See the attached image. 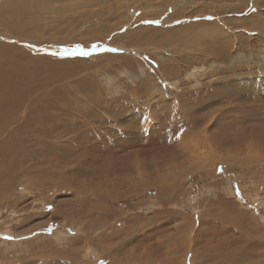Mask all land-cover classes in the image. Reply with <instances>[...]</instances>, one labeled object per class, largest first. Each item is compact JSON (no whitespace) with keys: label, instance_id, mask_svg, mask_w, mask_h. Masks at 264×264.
Returning <instances> with one entry per match:
<instances>
[{"label":"rangeland","instance_id":"1","mask_svg":"<svg viewBox=\"0 0 264 264\" xmlns=\"http://www.w3.org/2000/svg\"><path fill=\"white\" fill-rule=\"evenodd\" d=\"M59 1L32 0L29 20L35 36L69 52L0 32L22 51L74 61L46 70L47 85L24 99L49 98L35 110L52 113L39 131L48 129L55 150L37 134L16 187L0 192V264H264V0ZM44 14L66 26L44 30ZM157 31L169 45L148 39ZM65 35L90 55L71 54L77 46L58 39ZM107 74L121 95L102 86ZM24 106L12 124L26 118ZM192 118L199 126L185 127ZM191 131L212 135L200 153L189 152L199 141L186 140L165 147L168 155L156 150Z\"/></svg>","mask_w":264,"mask_h":264},{"label":"bare ground","instance_id":"2","mask_svg":"<svg viewBox=\"0 0 264 264\" xmlns=\"http://www.w3.org/2000/svg\"><path fill=\"white\" fill-rule=\"evenodd\" d=\"M32 0H0V32H5L9 35H13L15 37L21 36L25 39H31V42L33 41L36 44H41L44 43L46 40H44L45 38H43L42 36H35L36 32L34 31L35 29L37 30L38 28V24L33 27L31 25L35 24L36 21H31L29 20V17L32 13V8L34 7L33 3H31ZM52 3L54 0H50ZM61 1V0H60ZM59 1V2H60ZM75 1V0H74ZM78 1V0H77ZM101 1V0H100ZM109 1V0H108ZM121 1V0H120ZM70 2V1H69ZM73 2V1H72ZM115 2V1H114ZM117 2V0H116ZM122 2V1H121ZM120 2V3H121ZM63 3V2H62ZM68 3V1H67ZM75 3V2H74ZM86 3V2H85ZM91 3V2H89ZM112 3V2H111ZM123 3V2H122ZM61 4V3H60ZM64 4V3H63ZM119 4V3H118ZM116 3V5H112L108 12L113 11L118 5ZM68 7L73 8V5H69L66 4ZM76 5V4H74ZM102 5V4H101ZM106 5V4H104ZM110 4H108L107 6L109 7ZM121 5V4H120ZM63 6V5H61ZM46 7H49V5H46ZM88 7V6H87ZM104 7V6H103ZM123 7V6H122ZM66 8V7H63ZM106 8V7H105ZM91 9V8H90ZM48 10H51L48 8ZM89 10V9H88ZM93 10V9H92ZM117 10V8H116ZM36 11V10H35ZM52 11V10H51ZM91 11V10H90ZM89 11V12H90ZM96 11V10H95ZM119 11V10H118ZM84 12V11H83ZM132 12V11H131ZM72 13V12H71ZM93 13V12H92ZM97 13V12H96ZM112 13V12H111ZM94 14V13H93ZM99 14V13H98ZM45 17H47L46 20L52 19L51 20V25L47 26L44 28V30H53L54 28H62V26L65 24V22H58V21H53V20H59V19H55V17L51 16L50 14H44ZM88 15V14H87ZM16 16V17H15ZM62 16V15H61ZM60 16V17H61ZM84 16V15H83ZM96 16V15H95ZM101 16V15H100ZM99 16V17H100ZM103 16V15H102ZM66 17V16H65ZM89 17V16H88ZM56 18H58L56 16ZM64 18V17H61ZM104 18V16H103ZM107 19V18H106ZM76 21V19H75ZM77 23V22H76ZM80 23V22H79ZM70 24V23H69ZM66 26V24H65ZM64 26V28H65ZM80 26V25H79ZM78 26V27H79ZM100 26V25H99ZM35 28V29H34ZM42 28V27H41ZM93 28V27H92ZM95 28V27H94ZM98 28V27H97ZM96 28V29H97ZM93 29V32L94 30ZM103 29V28H102ZM72 30V29H71ZM106 30V29H105ZM40 31V28H39ZM42 31V30H41ZM100 31V29H99ZM103 31V30H102ZM142 31V30H141ZM137 32V31H136ZM135 32V33H136ZM158 33L155 34V36L153 38H149L152 41H154L153 43L157 44L156 42L158 40H161L163 45H167L164 41L165 36L161 35V34H165L164 32L161 31H157ZM133 33V31H132ZM141 33V32H140ZM149 33V32H148ZM5 34V35H7ZM106 34V32H105ZM104 33L102 35H105ZM109 34V33H108ZM145 34V33H144ZM154 34V33H153ZM213 34V33H212ZM85 35V34H84ZM96 35V34H95ZM136 35V34H135ZM143 35V34H142ZM170 35V34H169ZM222 35V34H221ZM8 36H4L5 38L3 40H0V192L1 193H6L8 191H11V189L14 187H16L14 185L16 179L19 177V173H20V161L25 157L24 155L27 154L28 150L30 149V145L28 144L31 139L33 140L35 137H37L38 135L41 137V139H43V141H46L47 147H49V149H53V145L50 144V142H48V137H50V132L48 131V129H43V132L39 131V127L42 126V123H47L50 120H53V116L51 114L48 113V111L46 110L44 113L43 112H38L35 109L38 107H47L49 105L48 103V99L45 95H40L37 96V98H31L28 103H24V99L27 97H30L35 89H36V85L38 84L39 81H43L42 83H46L45 80H48L51 77V73L46 72V70L54 67V66H60V67H66L67 66V70L70 69V66H72V64H74V61L72 62L70 59H65V58H55L51 55H34L32 54L30 51H22L23 48L21 47H16L15 45H13V43H10L9 40H7ZM66 36V35H65ZM100 36V33L99 35ZM217 36V35H216ZM201 37H204V35H202ZM211 34H209V38H211ZM215 37V36H214ZM79 38V37H78ZM103 38V37H101ZM132 38V37H131ZM51 39V38H50ZM49 39V40H50ZM53 39V38H52ZM58 39L60 41L64 43H72L74 44V46H78L80 45L78 40H75L76 38H72V37H64V36H59ZM28 40V41H29ZM57 40V39H56ZM107 40V38H106ZM144 40V39H143ZM146 40V39H145ZM25 41V40H24ZM27 41V42H28ZM53 41V40H51ZM147 41V40H146ZM160 41V42H161ZM45 50H50L49 48L52 47L53 50H65L66 48L68 49L69 47H63V46H59V45H51L50 43H45ZM100 44V43H99ZM98 44V45H99ZM124 45L127 46V44L125 42H123ZM149 44H151L149 42ZM49 45V46H48ZM103 45V44H100ZM162 45V44H160ZM169 45V44H168ZM85 46V45H83ZM158 46V45H157ZM81 47V46H80ZM43 48V47H42ZM91 48L93 49L94 46L92 45ZM222 48V47H221ZM224 48V47H223ZM44 49V48H43ZM227 49V48H226ZM229 50V49H228ZM86 52H89L87 50H85ZM92 51V50H91ZM71 53V52H70ZM77 53V52H76ZM222 54V52H221ZM220 54V55H221ZM225 54V52H224ZM227 55V53H226ZM74 56V55H73ZM80 57V56H79ZM220 56H218L219 58ZM78 58V57H77ZM183 58V57H182ZM222 59V57H221ZM82 60V57L80 59V61ZM77 63V62H76ZM127 64V63H126ZM78 65V64H77ZM83 65V64H82ZM58 69V68H57ZM56 69V70H57ZM172 69V68H171ZM161 72L165 71L164 67L160 68ZM167 70V69H166ZM172 71V70H171ZM170 71V72H171ZM174 71V70H173ZM160 72V73H161ZM164 73V72H163ZM169 73V72H167ZM80 74V73H79ZM68 75V74H67ZM70 76V75H68ZM91 77V76H90ZM92 78V77H91ZM63 79V78H62ZM62 79H58L57 80H62ZM64 81L66 79H63ZM62 80V81H63ZM69 79L67 78L66 81H68ZM79 80V79H78ZM81 81V80H80ZM86 80H83V83ZM60 82V81H59ZM74 82V80H73ZM40 83V82H39ZM40 83V84H42ZM62 83V82H61ZM66 83V82H65ZM78 83V81H77ZM92 83V82H91ZM67 84V83H66ZM75 84V82H74ZM96 84V83H95ZM143 84V83H142ZM47 85V84H45ZM63 85V83H62ZM61 85V87L63 88V86ZM65 85V84H64ZM69 85V84H68ZM82 85V84H80ZM93 85V84H92ZM91 85V86H92ZM74 86V85H73ZM71 86V87H73ZM76 86V85H75ZM74 86V87H75ZM79 85H77L78 87ZM94 86V85H93ZM100 86V85H99ZM43 87V85L41 86ZM73 87V88H74ZM75 87V88H77ZM95 87V86H94ZM141 88H144L143 85L140 86ZM209 87V86H208ZM45 88V87H44ZM48 88V87H47ZM74 88V91H75ZM88 88V87H87ZM97 88V87H96ZM65 89V88H63ZM70 89V88H69ZM91 89V88H90ZM99 89V88H98ZM97 89V90H98ZM238 89V88H237ZM52 90V89H51ZM73 90V89H72ZM89 90V89H88ZM210 90V89H209ZM239 90V89H238ZM47 91V90H46ZM64 92H69V91H65ZM77 91V90H76ZM94 91V90H93ZM102 91V90H101ZM244 91V90H243ZM55 92V91H54ZM86 92V91H85ZM92 92V91H89ZM70 93V92H69ZM93 93V92H92ZM213 93V92H211ZM246 93V92H245ZM53 94V93H52ZM56 94H58L56 92ZM65 94V93H64ZM67 94V93H66ZM72 94V93H71ZM96 94V92H95ZM228 94V93H227ZM230 94V93H229ZM49 95V94H48ZM75 95V93H74ZM247 95V94H246ZM50 96V95H49ZM57 96V95H56ZM63 95H61L60 97H62ZM66 96H69L66 95ZM77 96V95H76ZM76 96H71L68 97L70 99H73L71 97H74V99L80 98V97H76ZM101 96V95H100ZM208 96V95H207ZM36 97V96H35ZM54 97V95H53ZM58 97V96H57ZM76 97V98H75ZM82 97V96H81ZM56 98V97H55ZM203 98V97H202ZM207 98V97H206ZM67 99V97L65 98ZM201 99V98H200ZM208 99V98H207ZM210 99V98H209ZM208 99V100H209ZM241 99V98H240ZM245 99V98H243ZM56 100V99H55ZM81 100V99H80ZM207 100V101H208ZM59 101V100H58ZM72 101V100H71ZM206 101V102H207ZM53 102V100H52ZM68 102V101H67ZM79 102V101H77ZM81 102V101H80ZM83 102V101H82ZM55 103V102H54ZM212 102H210L211 104ZM25 105L28 109L27 110V114H26V118L19 122L18 120L13 121V123L16 124H12L10 122V119L12 116H14L15 114H17V112H19L21 109L22 105ZM52 104V103H51ZM67 104V103H66ZM75 104V103H74ZM82 104V103H81ZM54 105V104H53ZM24 106V107H25ZM58 106V105H57ZM73 106V105H72ZM213 106V105H212ZM62 107V106H61ZM186 107V106H185ZM192 107V106H191ZM198 107V105H197ZM196 107V108H197ZM195 108V107H194ZM198 109V108H197ZM196 109V110H197ZM208 109V107H207ZM206 109V110H207ZM85 110V109H84ZM90 111V109H87ZM187 110V109H186ZM185 110V113H186ZM88 111V112H89ZM57 112V110H56ZM204 112V111H202ZM201 112V113H202ZM208 112V111H207ZM210 112V111H209ZM25 113V112H24ZM188 113V112H187ZM186 113V115H187ZM58 114V113H57ZM63 114V113H62ZM98 114V113H97ZM161 114V113H160ZM179 114V113H178ZM193 114V113H192ZM208 114V113H207ZM65 115V113H64ZM71 115V114H70ZM174 115V114H173ZM197 114H195L196 116ZM58 116V115H57ZM67 116V115H66ZM156 116V115H155ZM194 116V115H192ZM62 117V116H61ZM161 117V116H160ZM169 117V116H168ZM178 119V117H176ZM204 118V117H203ZM206 118V117H205ZM204 118V119H205ZM56 119V118H55ZM64 119V118H63ZM159 119V118H157ZM165 119V118H164ZM176 120V119H175ZM200 120V119H199ZM207 120V119H206ZM206 120H202L203 122H205ZM66 121V120H65ZM184 121V120H183ZM164 122V121H162ZM196 122V119H190L188 121H185L184 126L187 128H196V126L198 125ZM57 123V121H56ZM200 123V122H199ZM80 124V123H79ZM106 124V122H105ZM180 124V123H179ZM197 124V125H195ZM202 124V123H201ZM40 125V126H39ZM68 125V124H67ZM167 125V124H166ZM165 125V126H166ZM46 126V125H45ZM105 126V125H104ZM182 126V125H181ZM199 126V125H198ZM44 127V126H43ZM49 127V126H47ZM63 127V126H62ZM72 127V126H68ZM106 127V126H105ZM163 127V126H162ZM172 127V126H171ZM170 127V129H171ZM180 127V126H179ZM205 127V126H203ZM45 128V127H44ZM52 128V127H51ZM108 128V127H107ZM208 128V127H207ZM228 128V127H227ZM67 129V128H66ZM109 129V128H108ZM165 129V128H163ZM169 129V130H170ZM200 129V128H199ZM111 130V129H110ZM115 130V129H114ZM118 130V129H117ZM173 130V127H172ZM185 130V129H184ZM189 130V129H188ZM54 131V130H53ZM196 131V129H195ZM201 131V130H200ZM205 131V130H204ZM167 128H166V133H167ZM181 132V131H180ZM192 132V131H191ZM197 132V131H196ZM258 132V131H257ZM160 133V132H159ZM158 133V134H159ZM178 133V132H175ZM38 134V135H37ZM88 134V133H86ZM90 134V133H89ZM111 134V133H110ZM168 134V133H167ZM166 134V135H167ZM210 134V133H209ZM106 135V134H105ZM108 135V134H107ZM112 135V134H111ZM121 135V134H119ZM118 135V136H119ZM162 135V134H161ZM174 135V134H173ZM183 135V134H182ZM158 136V135H156ZM163 136V135H162ZM179 136V135H178ZM257 136V135H256ZM87 137V136H86ZM98 137V136H97ZM102 137H103V133H102ZM176 137V136H175ZM229 137V136H228ZM255 137V136H254ZM258 137V136H257ZM256 137V138H257ZM58 138V137H57ZM61 138V137H60ZM85 138V137H84ZM88 138V137H87ZM113 138V137H112ZM214 138V137H213ZM216 138V137H215ZM89 139V138H88ZM100 138H98L99 140ZM120 139V137H119ZM155 140H158L156 138H154ZM205 139H207L205 141ZM252 139V138H251ZM255 139V138H254ZM58 140V139H57ZM81 140V139H80ZM86 140V139H85ZM84 140V141H85ZM123 140V139H122ZM145 140H148L145 139ZM149 140H151L149 138ZM163 140V139H160ZM185 147H189V143L191 142H198L196 146L193 147V149H191L189 152L191 154H196V153H200L201 148H204L203 144L204 143H208V140L212 141V135H206L204 134V132H200L197 134H194V132L192 133H187L186 135H184L183 138H175L174 141H172L171 139H164L163 144L160 147H157L156 150H158L159 153L163 154V155H168V151L165 150V147H169L170 146H174L177 147L178 144H180L182 141H185ZM204 140V141H202ZM231 140V139H230ZM237 140V139H236ZM257 142V139H255ZM61 142V140H59ZM87 141V140H86ZM93 142V140H91ZM96 141V140H95ZM103 141V140H102ZM117 143V140H115ZM114 141V142H115ZM159 141V140H158ZM232 141V140H231ZM32 142V141H31ZM30 142V143H31ZM65 142V141H64ZM90 142V140L88 141ZM120 142V141H119ZM130 142V141H129ZM128 142V143H129ZM149 142V141H148ZM154 142V141H153ZM151 142V144L153 143ZM161 142V141H160ZM255 142V141H253ZM261 142V141H260ZM62 143V142H61ZM123 143V142H122ZM207 143H206V147H207ZM258 143V142H257ZM32 144V143H31ZM53 144V143H52ZM69 145V143L66 142V145ZM82 144V143H81ZM87 144V143H86ZM89 144V143H88ZM93 144H95L93 142ZM98 144V143H97ZM118 144V143H117ZM130 144V143H129ZM146 144V143H145ZM158 144V142H157ZM260 144V143H259ZM33 145V144H32ZM64 145V144H63ZM65 145V146H66ZM67 145V146H68ZM78 145V144H76ZM105 145V144H104ZM108 145V144H106ZM119 145V144H118ZM143 145V144H142ZM147 145H150V143ZM153 146H155L154 144H152ZM182 145V144H181ZM258 145V144H257ZM95 145H93L94 148ZM98 146V145H96ZM115 146H117L115 144ZM121 146V145H119ZM125 146V145H124ZM151 145L148 146L150 149H153ZM203 146V147H202ZM213 146V145H212ZM256 146V145H255ZM263 146V145H262ZM103 147V146H102ZM109 147V146H108ZM114 147V146H113ZM123 147V146H122ZM129 147V146H128ZM145 145V149L148 148ZM258 147V146H257ZM37 148V147H36ZM74 148V147H73ZM78 148V147H77ZM80 148V147H79ZM107 148V147H106ZM112 145L110 147V151H111ZM116 148V147H114ZM44 149V148H43ZM47 149V148H46ZM46 149H44L43 151H45ZM81 149V148H80ZM83 149V148H82ZM41 150V149H40ZM55 150V149H53ZM60 150V148H59ZM85 150V148H84ZM99 150V149H98ZM109 150V149H108ZM42 151V150H41ZM49 151L48 149L46 150V152ZM51 151V150H50ZM62 151V150H61ZM71 151V150H70ZM101 151V150H100ZM141 151V150H140ZM210 151V150H209ZM56 153V151H54ZM73 152V151H71ZM80 152V151H79ZM85 152V151H84ZM106 152V151H105ZM109 152V151H108ZM120 152V151H119ZM128 152V150H127ZM32 153H33V149H32ZM44 153V152H43ZM57 153H59L57 151ZM67 153V152H66ZM132 153V152H129ZM176 153V152H175ZM187 153V152H186ZM64 154V153H63ZM68 154V153H67ZM70 154V153H69ZM82 154V153H80ZM114 153V155H107L109 156L111 159L116 160L119 156V154ZM122 154V153H121ZM142 154V152H141ZM179 154V153H178ZM202 154V153H201ZM199 154V155H201ZM28 155V154H27ZM46 155V154H45ZM44 155V156H45ZM49 155V154H47ZM55 155V154H54ZM87 155V154H86ZM91 155V154H90ZM98 155V154H97ZM132 155V154H131ZM129 155V156H131ZM137 154L133 153V156L135 157ZM143 155V154H142ZM146 155V154H145ZM149 155V154H148ZM213 155V154H212ZM132 156V157H133ZM147 156V155H146ZM150 156V155H149ZM147 156V158L149 157ZM180 156V154H179ZM208 156V154L206 155ZM50 156H48L49 158ZM176 157V155H175ZM185 157V156H184ZM212 157V156H211ZM41 157H35L32 156V159L38 161ZM51 158V157H50ZM49 158V159H50ZM55 158V157H53ZM127 158V157H126ZM138 158V156H137ZM152 159V157H150ZM169 158V157H167ZM30 159V158H29ZM45 159V158H44ZM57 159V158H55ZM68 159V158H67ZM86 159V158H85ZM136 160V158H134ZM134 159H131L127 165H133L134 163ZM145 159V158H144ZM160 159V157H159ZM163 159V158H162ZM178 159V158H177ZM31 160V159H30ZM28 160V162L30 161ZM48 160V159H47ZM51 161L53 159H50ZM73 160V159H72ZM75 160V158H74ZM84 160V159H83ZM138 160V159H137ZM136 160V161H137ZM144 161V160H143ZM142 161V162H143ZM32 162V161H30ZM76 162V161H75ZM155 162V161H153ZM172 162V161H171ZM84 163V162H83ZM137 163V162H136ZM165 163V162H164ZM138 164V163H137ZM42 165V164H41ZM139 165V164H138ZM144 165V164H143ZM157 165V164H156ZM125 166V165H124ZM159 166V165H158ZM126 167V166H125ZM55 168V167H54ZM75 169V168H74ZM45 170V169H44ZM127 170V169H126ZM130 170V169H129ZM122 171V170H121ZM125 172V171H124ZM26 173L29 174L28 170L26 171ZM35 173V172H34ZM123 173V172H122ZM28 174H24V177L27 178ZM44 175L49 176V172L46 170L43 172ZM18 183V182H17ZM2 184V185H1ZM6 191V192H5ZM5 199V198H3ZM2 203V202H1ZM5 202L3 201V204ZM2 205V204H1ZM8 236H10L9 234H7ZM179 235V234H178ZM8 238V237H7ZM225 244V243H224ZM228 245V244H227ZM227 247V246H226ZM140 256V255H138ZM142 260V259H141ZM139 262V261H137ZM61 264V263H60ZM142 264V263H140ZM144 264V263H143Z\"/></svg>","mask_w":264,"mask_h":264},{"label":"clouds","instance_id":"3","mask_svg":"<svg viewBox=\"0 0 264 264\" xmlns=\"http://www.w3.org/2000/svg\"><path fill=\"white\" fill-rule=\"evenodd\" d=\"M123 74H124L123 72L120 73V75H123ZM101 83H102V86L105 87L106 90L109 91V94L111 96H119L123 93V90H124L123 86L119 84L111 74L102 76Z\"/></svg>","mask_w":264,"mask_h":264},{"label":"snow or ice","instance_id":"4","mask_svg":"<svg viewBox=\"0 0 264 264\" xmlns=\"http://www.w3.org/2000/svg\"><path fill=\"white\" fill-rule=\"evenodd\" d=\"M153 22H156V21H153ZM145 23H150V21H145ZM94 47H98V46H94ZM103 50H104V51H115V49H111V48L103 49ZM65 52H69V50L66 48V49H65ZM76 52H79L81 55H84V56H88V55H90L89 52L84 51V50H83L82 48H80L79 46H77V48L71 50V54H75Z\"/></svg>","mask_w":264,"mask_h":264}]
</instances>
